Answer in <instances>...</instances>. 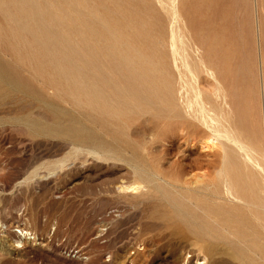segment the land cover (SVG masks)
I'll return each instance as SVG.
<instances>
[{"label": "rangeland", "instance_id": "obj_1", "mask_svg": "<svg viewBox=\"0 0 264 264\" xmlns=\"http://www.w3.org/2000/svg\"><path fill=\"white\" fill-rule=\"evenodd\" d=\"M29 1L36 5V9L23 17L27 18V33L23 34L21 29H16L18 36L32 37L35 34L40 36L48 30L57 29L54 26L48 29V25L44 26L39 23V27L33 30V22L37 21V18L42 20L44 18H101L98 23L100 27H107L112 23L122 28L130 24V19L143 21L147 24L146 30L142 32L147 35V38H144L146 45L166 52V62L164 60L162 62L168 64L169 71L171 70L169 75L173 73L174 77H180V80L178 77L176 80L181 81L183 85H180L181 87L187 88L190 98L192 96V99L195 98L193 93H196L199 77L203 78L201 87L203 85L204 88H202L207 89L209 94L214 92L213 78L208 76L210 74L209 69L206 70L207 67L213 72L215 70L216 74L219 72L217 74L219 77L223 75L220 79L224 78L227 84L231 81L232 85L229 84L231 86L229 87L233 88L232 94L236 98L235 107L238 106L237 109H241L242 111H239L243 115L238 111L236 116L238 121H236L240 128L242 127L241 130L245 137L250 134L252 136L253 133L257 139L256 135L260 134L257 142L259 146L263 144L264 147L263 87L260 78L261 52H264V0L263 2L258 0L259 3L257 0H84L82 4L73 0ZM5 19L0 14V33L15 29L12 28L15 27L13 24L8 23L9 26H5L4 22H7ZM205 33L206 36L202 35ZM200 35L204 39H201ZM188 36H190V41H188ZM86 37L91 39L90 36ZM205 37H208L207 42L209 43L205 42ZM199 38L201 42L197 43L198 40L200 41ZM202 40L205 41L202 42ZM199 43H204L203 45L207 43V45L203 47L202 44L199 46ZM197 44L199 48L206 49L199 50L198 46H195ZM89 45L92 46L91 43ZM213 45L217 48L216 50ZM194 47L197 49L196 52ZM0 49L3 55L9 58L8 60L11 61L18 74H26V78L31 81L30 84L34 85L33 87L37 90L42 87L43 79H40L31 69L37 64L36 61L30 59L32 65L27 60L24 63L17 61L18 53H12L7 44H1ZM174 49L177 50L175 53ZM211 49H214L212 50L213 56L210 54ZM182 50L185 51V55H183L184 52L181 54ZM204 51H207L208 55ZM197 55L204 62L206 61L208 65L206 68ZM180 56L184 57L185 61ZM185 56H188V60ZM211 57L215 58H213L214 62L221 60L219 62L221 65L217 64L219 67L215 65ZM224 57H227L225 58L227 61ZM173 58L175 62L172 61ZM180 58L182 60H179ZM198 58L199 60H196ZM186 60L187 63H185ZM210 61L213 62L214 68ZM237 63H239V69ZM211 69L210 72H212ZM203 70L205 72H202ZM220 72L221 75H219ZM224 75L230 76L227 79ZM181 78L187 83H183ZM248 81L252 84L249 83V87ZM245 84L247 87H244ZM178 85L176 86L180 87ZM226 90L225 94L229 91ZM42 91L50 98L52 106L45 105L36 96L25 99L22 93L11 86H4L0 90V264H251V262L264 264V226L262 227L264 210H261L263 207L241 204L238 210H233L232 214L235 217L230 215L233 218L231 221L232 218L227 214V210H231L229 204L223 201H217L218 203L210 201L207 203L208 207L205 206V210H199L203 213L196 211L197 216L200 217L197 220L199 226L196 227L195 221L187 222L182 218L185 213L191 214L192 206L189 204H195V199H185L187 202L183 200L185 208L182 210L171 207V172L168 171L167 174L163 171L170 168L169 164L179 154L176 149L171 148L170 142L161 141V139L155 141L150 135L137 137L121 132L115 138L108 137L109 147L106 144V149L94 150L85 145L81 146L83 149L77 148L61 130L59 131V128L68 129L70 132L88 128L102 136L106 135L105 131L90 123L88 117L90 111L78 108L72 101L59 98L53 89L45 91L42 87ZM249 95L254 99L250 100ZM242 99L246 101H240ZM259 111L262 114L259 115ZM259 116L263 121L257 119ZM27 118L31 119L34 125L31 122L26 123L24 120ZM255 121L263 122V126L260 125L261 123L256 124ZM254 123L258 128L254 126ZM114 125L120 128L123 124L119 123L117 126L114 122L112 126ZM164 132L165 130L160 128V133ZM137 139L139 142L136 141ZM109 148H111L110 152H108ZM114 149L116 152H113ZM193 149L191 153L197 155L201 152V145H196ZM89 150L94 152H89ZM136 154L140 156L139 161L127 159L130 155L137 157ZM260 160L264 163V158L261 157ZM140 164L148 170L158 167V172L162 174L161 178L167 180L170 186L169 191L162 193L158 191V193L150 189V192L146 190L147 192L142 191L137 194L130 190H123L120 185H129L134 179L137 180L134 172L136 166ZM256 171L254 176L257 179L254 184L257 191L263 194L264 191L261 190L264 189L262 187L264 172ZM256 174L259 175V179ZM260 179L263 180L259 181ZM153 184L166 185L167 183L157 179L149 186ZM259 193L256 198L261 195L260 198L264 199V194L259 195ZM217 207L220 211L216 209ZM260 215L262 218L259 217ZM204 220L211 222L207 221L209 222L207 224ZM214 224L216 226H213ZM205 225L214 229L212 231L210 228L213 234H210L211 231L208 232L210 229L206 230ZM199 230L205 232V237L195 235V232ZM219 237L223 241L221 238L219 240ZM238 242L243 245L246 242L245 245L248 247L244 246L248 249Z\"/></svg>", "mask_w": 264, "mask_h": 264}, {"label": "bare ground", "instance_id": "obj_2", "mask_svg": "<svg viewBox=\"0 0 264 264\" xmlns=\"http://www.w3.org/2000/svg\"><path fill=\"white\" fill-rule=\"evenodd\" d=\"M73 1H77L78 4H82L84 2V0H73ZM261 1L263 2V0ZM257 2H255V4ZM35 9H36V5H33V3H31L29 0H0V14L3 15L4 18H6L5 20L7 21V22H4L5 26H9L12 24L15 25V27H12V28H15L14 30H9V31L0 33V45L7 44L9 50L12 53L13 52L18 53L17 61H21L23 63L25 60L31 63L30 59L36 61L37 64L33 65L31 69H33V71L36 73L37 76L40 77V79H43L44 81L42 84L43 89L45 91L46 89H53L59 98L72 101V103H74L78 108H82V109H86L90 111V114L88 116L90 123L101 127L106 133L105 136H102L99 133L93 130H90L88 128H83V129L77 130L76 132H70L68 129L62 130L59 128V131L61 130V132H63L65 137L72 141L74 146L79 148L82 145H85L94 150L95 149L98 150V148L100 149L105 148L108 146L107 144L108 137L115 138L121 132L126 133V134L130 133L131 136L134 135L137 137H141L143 135H146L144 137H147L148 135H150L155 141H158V139H161V141H165V142L167 141L168 143L170 142L171 148L176 149L179 154V156L176 157L174 160H172L171 164H169L170 168L165 169L163 171V173H167L168 171L171 172V207L174 206L175 208L182 210L183 208H185V204L183 203V200L184 201L185 199L186 200L187 199L196 200L195 204L194 203L189 204L192 206L191 214L189 213L188 215L185 213L182 215V218L186 219L187 222H190V220H193L197 224V220L200 217L197 216L198 214L196 211L205 210V206H207L208 205L207 203H209L210 201H212V203L214 201L215 202L223 201L229 204L231 210H227L228 217H230V215L234 212L233 210H238L239 207H241L240 206L241 204L243 206L253 205L254 207L256 206L257 208L263 207L261 210H264V202H261V200H264V199H262V197L260 198L261 196L260 194L262 193H259V191H257L256 186L254 184V181L257 179L254 176L255 171L259 170V172L260 171L264 172V163H262L260 160L261 157L264 158V147H263V144L262 146L261 145L259 146L257 142V139L260 137L259 136L260 134L258 135L259 137L256 135L257 139L255 138V136H253V133H252V136L250 133H249L250 135H247V137L243 135L242 130H241L242 127L240 128L237 122L238 120L236 119L238 111L241 109H237L238 106L237 108L235 107L236 98H235V95L232 94L233 88L232 89L230 88L231 87L230 85H232L230 83L231 81L229 82L230 84L229 85L226 83V80L224 78H221L223 79L221 80L220 77H223V75L219 77L217 75L219 72H217V74L214 73L215 70L213 72L211 68H208L207 67L208 65H206L205 63L206 61L204 62L200 58V56L197 55L202 60V64L205 65L204 67L205 68L207 67L206 70L208 71L209 69L210 75L208 76H211L213 78L214 83H212V86H214V92H211V94H209L210 92L207 91V89L206 90L203 89L204 86L202 85L203 88L201 87L203 78L199 77L198 85H196V87L198 86L197 90L194 88L196 93H193V95L195 94V98L192 99L193 96L190 98L188 96L189 91L187 90V88L184 89L183 87L180 86L182 85L180 83L181 81L180 82L178 81L179 85L177 84L178 82L176 79L179 78L180 80V77L175 76L176 77L175 78L172 75L173 73L169 75V72L171 70L169 71V68L167 66L168 64L162 62L163 60L165 61L167 59L166 52L157 50V48L155 47L146 45L144 38H147V35L142 32L143 30H146L147 24H144L143 21H137L138 19H133V20L130 19L129 20L130 24L122 28L112 23L109 24L107 27H100L98 23L101 18H44V20L35 18L39 22L37 21L33 22V26H32L33 30L39 27V23H41L44 26L48 25V29H50L52 26H54L57 29L48 30L45 34H42L40 36L36 34L33 35L32 37H27L26 35L24 37H22V35L18 36V32L16 29H21L23 34L24 32L27 33V25H26L27 18H23V17L26 14L34 11ZM205 24L207 25V23ZM207 27H209V25ZM213 28L212 30H214ZM217 30L219 31V28ZM193 35H195V32H193ZM193 35L191 36L193 37ZM202 35L206 36V33ZM86 36H90L91 39L87 38ZM208 37H205L206 41L202 40V42L203 41L207 42ZM189 38L190 36H188V39ZM196 38H198V36ZM200 38H201V35H200ZM201 39H204V38H201ZM201 39L200 41L198 40L197 43L201 42ZM208 39L210 40V37ZM188 41H190V39ZM182 42H183L182 44H184L183 40ZM90 43L92 44V46L89 45ZM185 43H187V41H185ZM207 43H209V41ZM207 43L205 45H207ZM174 44H175V41H174ZM200 44L202 43H199V46H201ZM203 44L202 46L204 47L205 45ZM187 46L189 48V45ZM195 46L197 47L198 44ZM199 46H198L199 50L203 48V47L199 48ZM85 47H90V48H85ZM196 47H194L195 52L197 51ZM34 48H36L37 50L35 51ZM214 48L215 50L217 49L215 46ZM183 50L181 54L184 52L183 55H185V51L187 52V48L185 51ZM212 50L214 51V49H211V53H210L211 55L214 54L212 53ZM176 51L177 50L174 49V53ZM206 52L205 54H207ZM261 53L260 54L262 55L261 56L262 60L260 63L262 65V68H261L260 78L262 80L261 84L263 87L262 94H263V112H264V69H263V66H264L263 65L264 64L263 53L264 52H261ZM251 54H253V52ZM218 55L216 54V56ZM229 55H230V52H229ZM254 55L256 54L254 53ZM171 57H173V55ZM218 57H221V55ZM234 57H233V60L235 59ZM181 58H184V57H181ZM181 58L179 60H182ZM186 58L188 60V56ZM199 58L196 60H199ZM209 58L207 59L208 61H209ZM211 58H212L211 60H213L214 62L215 58L214 57H211ZM225 58L227 57H224V59ZM8 59L6 56L3 55L0 49V87L2 86L0 90L4 86L6 87L11 86L16 91L22 93L25 99L30 98V96H36L40 100H42V102L45 105L52 106V104L50 103V98L45 94V92L42 91V87L39 90L33 87L34 85L30 84L31 81L28 78H26L25 76L26 74H18V72H16V68L12 65L11 61ZM173 59L172 61L175 62V59L174 60ZM190 59L191 57L189 58V60ZM194 59H195V55H194ZM187 60L185 63H187ZM184 61H185V58H184ZM215 61L218 62V63L214 62L215 65L217 64L219 65V62L221 60L219 61L218 59V61L217 60ZM213 62L210 61V64L212 65V67L214 66L212 64ZM239 63H237V65ZM224 64L225 63H223V65ZM189 65H192V64L190 63ZM183 66L181 67L183 68ZM232 66L233 65H231V67ZM231 67H229V69ZM237 67L239 69V65ZM189 68L191 69V66ZM210 69L212 72H210ZM218 70L220 71V69ZM202 72H205V71L203 70ZM221 72L223 73L224 70ZM221 72L219 75H221ZM180 73L184 74L183 72H180ZM185 76H188V75L185 74ZM226 76L228 79V76L230 75H226ZM182 79L183 78H181V80ZM194 82L196 83L197 81H195L194 79ZM183 83H187V82L183 81ZM238 83H239V80H238ZM249 83L250 81H248V87L250 86ZM175 84L180 87H177ZM190 84H194V83H190ZM241 85L242 83L240 84V86ZM246 85L247 84H245L244 87H247ZM223 88L225 90L227 89L226 91L228 90L229 91L225 94L224 93L225 90ZM223 90L224 92L222 93ZM240 91H243V90H240ZM253 99L251 97L250 100H253ZM240 101L244 102L246 100L243 101L242 99ZM249 111L251 112V110ZM253 112H254V109H253ZM258 113L260 115L261 112L259 111ZM248 116H250V114H248ZM257 119H260V116ZM30 120L31 119L27 118L24 121L26 123H29L31 122ZM246 120H250V119H246ZM260 120L263 121L262 119ZM114 122L117 124V126H119V123L123 125L120 128H116L115 125H114L115 127L112 126ZM260 123L256 122V124L258 125ZM262 123L260 125H262ZM250 125L252 126L251 121H250ZM254 126H256L255 123H254ZM160 128L165 130L163 134L160 133ZM256 128H258V126H256ZM50 129H54V128L50 127ZM252 129H249V130H252ZM259 129H257V131H260ZM54 130H51V131H54ZM247 132L248 130L246 131V133ZM257 133H260V132H257ZM144 139L146 140V138ZM136 141L139 142L138 139ZM260 141L262 140L260 139ZM144 143L146 144V141ZM140 144H141V141H140ZM196 145H201V152L198 153L197 155H193L191 152H193L194 150L193 147ZM132 147L134 148L135 146H132ZM144 148H146V146ZM74 149L75 148H73V150ZM81 149L83 148L81 147ZM110 149L111 148H109L108 152H110ZM89 152H94V151L89 150ZM113 152H116V150ZM136 155L137 157L135 155L134 156L130 155V157H128L127 159L130 161H134V160L139 161L138 159H140L139 158L140 156H138L139 154H136ZM156 168L158 169V167ZM157 169L148 170L145 167H142V164H140V166H136V169L134 172V175L136 174L137 180L135 181L134 179L135 182L133 181L129 185L123 186L122 184L120 186L123 188V190L124 189L130 190L131 192H134V193L142 192V191L145 192L146 190L150 192V189H152L153 191H157V192L161 191V193L165 191L168 192L169 191L168 189L170 186L168 185L167 180H164L163 178H161L162 174L159 173ZM258 174H256V177L261 175V174L259 175ZM157 179H160L166 182L167 184L166 185L165 184L164 185H160V184L154 185L153 184V186H149L151 183L155 182ZM261 180L263 179H260L259 181ZM263 182L264 180L262 181V183ZM120 186L119 188H121ZM262 187H264L263 184H262ZM259 190L261 189L259 188ZM261 191H264V189ZM257 193H259L260 195L258 197L259 199H261L260 202H259V199L256 198L258 196ZM188 201H191V200H188ZM192 204H194L195 206ZM186 205L189 206L188 204ZM193 206L195 210L193 209ZM225 208H227V206ZM216 209H218V207ZM208 210L210 209L208 208ZM213 211H215V209ZM218 211H220V209H218ZM249 211L251 210L249 209ZM255 216L257 217V215ZM255 216H253L254 219H256ZM261 216L262 215H260L259 217ZM225 217H227V215H225ZM231 221H233V218L231 219ZM201 223L206 224L203 222ZM198 226H199V222L196 227ZM206 226L208 225H205V228L208 231L211 227L208 228ZM213 226H216V224H214ZM263 226H264V223H262V227ZM211 229L208 232H210ZM220 229L221 231L223 230L222 227ZM213 230L214 229H212V231ZM212 231L210 234H213ZM202 232L203 231H200V230L196 231L195 235L197 237H202L205 234V232L203 233ZM234 234H238V233H234ZM222 236H223L222 238H224V235ZM32 238L34 237L32 236ZM208 238L209 237H207V239ZM220 238L221 237H219L218 239L221 240L222 238L221 239ZM243 238L246 239L245 237ZM256 238L258 239V237ZM234 241H235V238H234ZM258 242L255 241V243H258ZM245 244L247 243L245 242L244 245ZM244 245L243 247L246 246ZM239 250L241 251V249ZM235 254H236V251H235ZM245 260H247V258ZM246 262L248 263V261ZM251 264L253 263L251 262Z\"/></svg>", "mask_w": 264, "mask_h": 264}]
</instances>
